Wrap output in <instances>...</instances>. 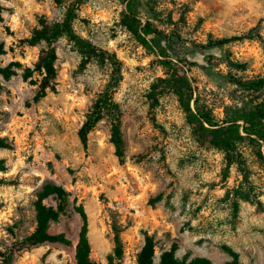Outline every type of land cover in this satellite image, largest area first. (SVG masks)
I'll use <instances>...</instances> for the list:
<instances>
[{"label": "rangeland", "instance_id": "obj_1", "mask_svg": "<svg viewBox=\"0 0 264 264\" xmlns=\"http://www.w3.org/2000/svg\"><path fill=\"white\" fill-rule=\"evenodd\" d=\"M156 1L161 12L151 18L153 25L181 36L176 51L190 83L222 117L221 104L234 101L233 75L264 76V39L201 45L251 28L264 38V0ZM65 8L56 0H0V138L7 144L0 147V264H77L79 205L88 217L91 264L115 263L114 227L126 264L135 263L145 234L155 242L154 264L171 248L180 259L202 256L228 264L223 245L242 264H264V158L244 141L239 161L228 166L220 150L196 141L178 100L161 81L167 77L163 57L121 24L126 2L87 0L73 22L81 38L122 61L113 98L124 164L114 154L109 113L88 133L86 149L79 140L77 131L108 70L65 36L54 43L53 88L40 96L43 73L35 62L44 42L27 39L40 18L60 19ZM139 9L144 23L149 12L145 5ZM230 61L247 67L240 71ZM46 184L59 191L40 199ZM38 201L58 212L48 233L61 238L12 250L16 238L34 230Z\"/></svg>", "mask_w": 264, "mask_h": 264}, {"label": "trees", "instance_id": "obj_2", "mask_svg": "<svg viewBox=\"0 0 264 264\" xmlns=\"http://www.w3.org/2000/svg\"><path fill=\"white\" fill-rule=\"evenodd\" d=\"M58 3H66V8L60 19H39V27L35 28L27 41L30 44L44 42L40 49L35 69L43 73L39 88L40 96H44L47 89L53 88V82L56 77V68L54 61L56 58L54 43L62 36L67 37L81 48L83 54L88 59L102 68L108 70V80L100 93L99 97L93 103L91 109L86 115L83 124L77 131L79 140L84 149L87 148V135L94 128L105 112L111 116V137L114 145V154L120 165L126 161L124 151V142L120 132V122L118 117V107L114 101L113 95L123 78L122 61L119 60L113 51L99 48L92 43L81 38L73 29V22L79 19V10L87 0H56ZM126 2V10L122 14L121 24L130 31L135 38L145 47H148L163 59L159 62L165 70L167 77L161 79L166 87L173 93L178 100L187 123L190 124L192 133L196 141L204 147L215 148L224 154V158L229 166L237 163L242 153L239 150V144L247 141L257 147L258 156L263 157L264 153V76H253L246 79H239L236 75L231 77V83L235 85L229 98L233 103L223 102L222 117H217L214 113V105L209 101L202 99L196 92V87L192 86L186 75V70L182 59L177 54L176 46L181 36L176 32L170 34L164 33L155 27L152 19H159L161 10L157 9L156 0H147L144 3L141 0H120ZM145 5L149 16L143 23L139 18L141 10ZM170 22V17L168 16ZM253 28L247 33L241 35H232L229 37H209L201 45L204 48H212L224 45L231 41L253 39L262 41L264 38L259 34H252ZM231 62V61H230ZM234 68L243 71L247 67V62H231ZM4 72V70H1ZM235 92V93H234ZM192 102V105H191ZM7 144L0 138V147ZM263 146V149L261 147ZM133 162H138L139 158L135 154L131 155ZM57 187L46 184L40 193V199L48 194L57 193ZM160 198V195L153 200ZM82 219V226L79 233V239L75 249V260L77 264H91L89 259L90 242L88 239V217L82 205L76 207ZM58 212L50 206L38 201L36 204L34 230L21 239L16 238L12 243V250H20L43 241H55L61 237L50 235L48 227L51 221L57 220ZM264 245V244H263ZM155 242L151 235L145 234L144 242L137 254L134 264H154ZM223 250L228 253L231 260L228 264H242L238 259V253L227 245H223ZM123 246L119 230L114 227V264H126L122 260ZM158 264H211L210 259L202 256L191 258H178L175 255L174 248L162 251Z\"/></svg>", "mask_w": 264, "mask_h": 264}]
</instances>
